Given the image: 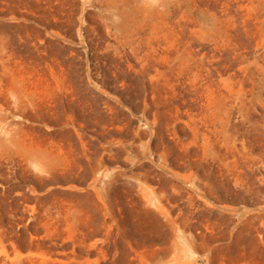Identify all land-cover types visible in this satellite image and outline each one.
I'll list each match as a JSON object with an SVG mask.
<instances>
[{
    "label": "rangeland",
    "instance_id": "obj_1",
    "mask_svg": "<svg viewBox=\"0 0 264 264\" xmlns=\"http://www.w3.org/2000/svg\"><path fill=\"white\" fill-rule=\"evenodd\" d=\"M0 264H264V0H0Z\"/></svg>",
    "mask_w": 264,
    "mask_h": 264
}]
</instances>
